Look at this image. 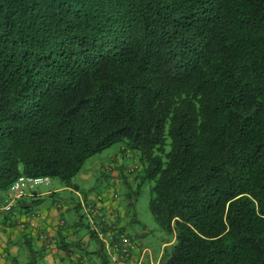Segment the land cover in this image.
Here are the masks:
<instances>
[{
    "label": "trees",
    "instance_id": "obj_1",
    "mask_svg": "<svg viewBox=\"0 0 264 264\" xmlns=\"http://www.w3.org/2000/svg\"><path fill=\"white\" fill-rule=\"evenodd\" d=\"M116 144L157 264H264V0H0V193Z\"/></svg>",
    "mask_w": 264,
    "mask_h": 264
},
{
    "label": "crops",
    "instance_id": "obj_2",
    "mask_svg": "<svg viewBox=\"0 0 264 264\" xmlns=\"http://www.w3.org/2000/svg\"><path fill=\"white\" fill-rule=\"evenodd\" d=\"M116 151L111 156L115 166L111 168L109 174L103 172L112 178L114 183L119 180V168L124 167L130 159L134 160L131 154L126 157L121 146ZM98 164L99 161H94L87 164L85 168L83 165L79 180L88 182L93 177V172L99 167ZM45 181L49 182L48 179ZM74 186L32 190L30 195L18 200L11 211L0 212V264H21L26 261H30L32 264H100L94 260V257L97 256L92 253L97 248L98 242L95 239H90V235L81 223L77 222L79 214L76 212L78 208L72 190H79L78 185L74 184ZM49 190L56 193L48 196ZM65 191L67 194L62 195L61 193ZM5 196H7V192L0 193V202ZM83 196L101 202L106 207V214L110 221L113 220L116 225L128 229L121 213L122 209L111 198V195L105 200L89 194ZM33 200H36V203H33ZM55 202H60L62 207L56 208ZM36 213H39L40 216L36 217L34 215ZM115 213L117 217L113 218ZM60 220L64 221L63 226L58 225ZM42 234L49 237L52 244L49 249H44L40 238ZM130 234L135 236V233ZM65 245L66 248H64ZM141 246L147 248L146 245ZM149 250L151 254L153 252V255H156L150 254L152 256H149L150 261L158 259L159 253ZM82 259H84V263L81 262Z\"/></svg>",
    "mask_w": 264,
    "mask_h": 264
},
{
    "label": "rangeland",
    "instance_id": "obj_3",
    "mask_svg": "<svg viewBox=\"0 0 264 264\" xmlns=\"http://www.w3.org/2000/svg\"><path fill=\"white\" fill-rule=\"evenodd\" d=\"M120 146V144L113 145L109 149L104 150L99 155L89 158L85 162L83 168H85L86 165L90 162L99 161V167L93 172V177H91L88 182H81L79 180V174L80 172H82V168L74 176V178L72 179V183L78 185V190L80 191L81 195L89 194L93 197H100L101 199L105 200L109 195H111L112 198V195L116 194L117 197L114 199V201L116 202V204L120 205L122 209L121 213L123 214V219L128 226V229L124 228V230L133 238V241L136 242V245L138 247H140V245H146L147 248L149 247V249H151L155 253L160 254V251L164 246L163 244L170 241L172 239V236L161 230L156 225L148 209L150 183L144 182L140 185L137 191L138 179H133L131 175H126V177L124 176L127 180L126 182L128 185L124 184L121 179L117 180V182L114 183L112 178L105 175L106 173L109 174L104 170L105 167L112 168L115 166V162L111 160V156L115 153L116 148L118 151V148ZM136 163V160L130 159V161L126 162L124 167L119 168V172H122L123 175L126 174L125 168H128L129 165L130 167H132V164ZM137 172L138 171H135L134 174H136ZM63 187L65 186L59 179H50L49 182L35 185L34 190ZM135 191H137L136 194H134ZM61 194L66 195L67 192L65 191ZM6 199L7 196H5V198L1 200L0 205H2ZM130 233H135V236ZM151 255L156 256L153 255V252ZM151 255L150 257H152ZM94 260L100 262L97 257H94ZM148 262L157 264V259H154L153 261H150L149 259Z\"/></svg>",
    "mask_w": 264,
    "mask_h": 264
},
{
    "label": "built area",
    "instance_id": "obj_4",
    "mask_svg": "<svg viewBox=\"0 0 264 264\" xmlns=\"http://www.w3.org/2000/svg\"><path fill=\"white\" fill-rule=\"evenodd\" d=\"M129 157V155H126ZM137 168V164H132L125 170L127 175H131ZM106 172H110L111 168L105 167ZM46 178L19 176L7 189V199L0 205V212L5 213L11 211L18 200L24 196L31 194L35 185L44 183ZM76 204L80 211L83 221L88 224L90 231L101 244V248L106 260L110 264H148L150 251L148 248L138 247L131 236L120 226L116 225L113 220L110 221L106 214V207L99 201L85 197L80 192H74ZM116 194L112 195L114 200ZM56 208H61L59 202H55ZM39 217V213L35 214ZM117 214L115 213L113 218ZM59 226L64 225V221L60 220ZM45 249L51 247V242L46 234L40 236ZM84 263V260H81ZM149 264H152L151 262Z\"/></svg>",
    "mask_w": 264,
    "mask_h": 264
},
{
    "label": "clouds",
    "instance_id": "obj_5",
    "mask_svg": "<svg viewBox=\"0 0 264 264\" xmlns=\"http://www.w3.org/2000/svg\"><path fill=\"white\" fill-rule=\"evenodd\" d=\"M7 192V191H6ZM60 203V202H59ZM76 206H77V204H76ZM77 208H78V206H77ZM78 211H79V209H78ZM79 213H80V211H79ZM81 215V214H80ZM82 217V216H81ZM83 220V219H82ZM84 222V221H83ZM85 223V222H84ZM88 225V224H87ZM89 227V226H88ZM90 230V229H89ZM95 237V236H94ZM132 238V237H131ZM96 239V238H95ZM133 239V238H132ZM96 241L98 242V240L96 239ZM84 260V259H83ZM158 260V259H157ZM149 264V263H148Z\"/></svg>",
    "mask_w": 264,
    "mask_h": 264
}]
</instances>
